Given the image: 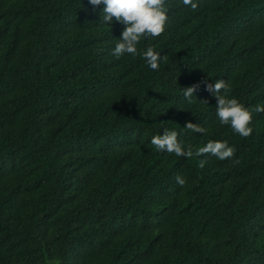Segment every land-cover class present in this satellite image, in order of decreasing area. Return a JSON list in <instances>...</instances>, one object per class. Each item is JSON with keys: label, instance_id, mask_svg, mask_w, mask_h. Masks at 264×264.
Segmentation results:
<instances>
[{"label": "trees", "instance_id": "16d2710c", "mask_svg": "<svg viewBox=\"0 0 264 264\" xmlns=\"http://www.w3.org/2000/svg\"><path fill=\"white\" fill-rule=\"evenodd\" d=\"M193 2L166 0L165 31L117 59L124 25L98 23L103 5L0 0V264H264V113L244 138L203 83L182 92L223 79L264 106V0ZM165 128L235 154L159 151Z\"/></svg>", "mask_w": 264, "mask_h": 264}, {"label": "clouds", "instance_id": "9594fccd", "mask_svg": "<svg viewBox=\"0 0 264 264\" xmlns=\"http://www.w3.org/2000/svg\"><path fill=\"white\" fill-rule=\"evenodd\" d=\"M88 2L93 10L103 5V15L100 16L98 23L111 26L115 19L116 22L124 25L121 36L112 50V55L117 59L125 54L132 56L140 54L137 45L141 39L158 37L165 31L168 21L166 0H88ZM181 2L185 6H190L192 10H196L198 7V4L193 0H181ZM142 56L152 70H158L161 60L160 53L152 47H148ZM201 83L204 84L208 92L214 95L219 123L230 125L233 132L241 137H249L253 131L249 126L253 119L252 113H264V106L257 105L254 108H246L236 98H229L230 87L228 82L223 79L215 80L214 83H208L205 80L182 88L183 96L189 103L193 102L194 94L200 88ZM199 102L209 103L207 99ZM184 128L200 134H205L207 131L201 124L193 123L190 120L185 121ZM150 142L157 150L174 153L178 157L192 158L211 154L223 161L232 158L235 154V148L229 146L227 140H209L205 146L199 147L194 152L191 145L185 148L178 140L177 131L167 128L164 129L162 135L153 136ZM233 162L239 163L238 160ZM205 164L206 160H200L198 166L202 169ZM175 179L180 186H184L186 183V179L182 176L178 175Z\"/></svg>", "mask_w": 264, "mask_h": 264}]
</instances>
